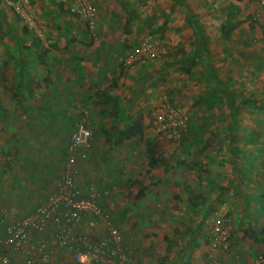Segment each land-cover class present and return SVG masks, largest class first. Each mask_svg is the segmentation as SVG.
Here are the masks:
<instances>
[{
    "label": "rangeland",
    "instance_id": "1",
    "mask_svg": "<svg viewBox=\"0 0 264 264\" xmlns=\"http://www.w3.org/2000/svg\"><path fill=\"white\" fill-rule=\"evenodd\" d=\"M13 1L0 0V7L7 13L5 19L0 18V75L9 84L14 83L19 67L17 41L20 39L29 43L34 36L39 37V49H51L55 56H63L61 49L73 46L74 43L85 49L96 48L98 43L106 42L103 35L104 27L108 26L107 16H103L106 18V25H103V21L99 25L101 29H97L96 20L94 30L90 31L83 20L69 10V4L64 0H27V9L19 13L22 16L31 15L29 21L32 24H29L28 20L24 22V19H19L18 14L13 13ZM92 2L98 13L99 7L104 6L111 15L110 32H115L114 36L119 35L117 39L112 37L111 42L119 43L123 56L145 38H150L157 47V58L145 63L127 68L118 61L120 64L116 71L119 72L108 83L115 81L114 92L125 98L123 109L129 120L140 115L144 138H153L158 142V151L167 159V165L148 168L141 144L124 141L108 147L105 138L111 139L113 135L110 128L113 120L106 119L105 127L108 132L102 130L97 135V143L102 145L100 158L91 164L87 163L84 173L88 176L87 170H91L90 174L101 181L102 187L97 191L100 202L112 213L123 237L125 236L124 243L128 251L137 257V264L141 257V264H176L177 261L180 264H208L207 247L213 253L219 249L210 242L215 219L226 220L228 244L230 226L237 219L240 218L239 221H243V224L256 223L255 220L257 223L264 222V206L259 210L256 208L257 219L254 218L255 210L250 213L246 210L247 203L253 202L260 206L259 202L264 201V39L261 36L252 37L259 41H250L246 65L240 60L241 41L234 38L221 41L216 37L217 30L212 28L209 31L211 38L208 39L211 40L208 42L210 60L209 57L206 58L207 61L204 59L206 56L202 51L204 61L197 59V62H191L186 57L192 49V43L188 40L184 42V47L171 44V41L166 43L163 50L159 47L166 40L161 39L162 27H154L166 20L160 9L153 8L156 0ZM255 12L257 13L255 9L250 11L253 14L252 20L258 21ZM44 19L47 25L44 24ZM23 24L27 26L28 32L22 30ZM186 27L189 26L185 21ZM83 32L84 39L79 36ZM50 33L55 34L52 40ZM65 33H68L71 40H64L67 37ZM259 33L262 34L261 31ZM10 53L13 54L11 57L8 56ZM210 68L217 69L220 77L227 80L230 88L238 94L235 101L252 92L262 95V109L252 112L243 108L239 109L238 114L232 115L226 97L208 88ZM17 99L22 101L20 97H12L0 87V102L8 115L18 111ZM164 101L169 104L174 102L184 120L188 119L197 126L208 129L202 142L182 152L178 141L170 140L167 134L160 131L162 126L159 125L154 110L156 105ZM34 106L36 104L30 98L26 108ZM68 111H76L77 114L78 110L69 106ZM66 114L64 125H69L67 118L71 117L68 115L75 119L79 116L68 112ZM232 117L236 119L232 120ZM2 125L0 123V149H5L4 135L12 132L14 125L11 122L8 126ZM90 125L93 128L96 123ZM232 125L235 130L230 137L229 126ZM63 129L54 131L60 133ZM229 140H232L230 145ZM230 146L236 153L235 160L230 155ZM233 164H237V168ZM243 169L249 171L244 173ZM236 171L239 172L238 175ZM236 180H246L247 185L252 187L253 191L249 190L252 197L233 192L231 182ZM105 183L108 187H104ZM256 184L260 186L257 187ZM140 190L143 193H139ZM241 207L245 208L244 212ZM144 210L148 212L145 213ZM229 218H233L234 222ZM92 227L96 229L94 235L97 237L105 231L101 220L90 217L85 219L84 229ZM56 259H60V256ZM217 264H220L219 259Z\"/></svg>",
    "mask_w": 264,
    "mask_h": 264
},
{
    "label": "crops",
    "instance_id": "2",
    "mask_svg": "<svg viewBox=\"0 0 264 264\" xmlns=\"http://www.w3.org/2000/svg\"><path fill=\"white\" fill-rule=\"evenodd\" d=\"M96 1L100 2V0ZM131 6H133V4ZM153 6V8L160 9L162 11V16H164V19L166 20L163 21V24L159 22V24L155 25L154 27L156 28L159 25L162 27V32H160L162 34L161 39L162 41L166 40V42L163 41L162 44H159L161 50H163V48L167 45L166 43L169 41H171V44H175L176 46L182 45L184 47V42L188 40L192 43L190 45L192 47L191 50L194 51V49H198L201 53V56L203 57L204 55L202 54V51L209 49L208 42L211 41H208V39L211 38V32L209 31H211L212 28H215L217 30V39L221 41L225 40V38L222 36L221 30L222 25L227 22V24H229L231 27H234L229 33L228 38H234L236 41H241L240 47L242 49V53L240 55V60H242V64H246L249 59L247 49L250 47V41L252 40L251 42L253 43L259 41V39H254L252 37L261 36L262 39H264V13L260 11L258 4L253 0H156ZM253 9L257 11V13L255 12V15L258 21L252 20L253 14L250 13V11ZM98 11L99 13L97 12L96 16L97 29H101L99 25L104 20H106V18L103 16H107L108 26L104 27L105 33L103 35V39H105L106 42L98 43L99 45L96 48L85 49L74 43L73 46L70 45V47L61 49L63 56H58V54L55 56L53 53L54 51L48 49V51H46L50 62L48 63L47 69L41 64H37L36 60L34 61V59L31 63H29L28 67L32 68L34 72V80H36L39 84V86L35 84L36 87L34 88L32 95L33 104L37 105L43 102H56L62 105V114L68 112L71 115L77 114L75 113L76 111L69 112V106L76 108V105H83L84 103L88 107L93 106L92 110L96 113H99L98 111L100 110H102V112L104 111L106 101L102 99L103 94L101 97L100 93L102 90H107V87L111 84L108 83V81L111 79V77L113 78L116 76L117 72H119V70L116 71L118 69V64H120L116 60V56L122 55L124 53L121 50V47L118 46L119 43L111 42L112 37L117 39V36H119H114L116 33L110 32L112 24L111 15L107 13L104 6H100ZM241 14L244 15L241 16ZM185 21L189 27L185 28ZM45 23L47 25V22L44 19V24ZM189 24H192V26L190 27ZM103 25H106V21H104ZM237 27L239 28L237 29ZM260 31L262 34L259 33ZM45 32H47L46 28ZM65 34L67 37H64V40H67L69 36L67 35L68 33ZM54 35V33H50L51 40L54 38ZM79 36L83 37L84 39V32ZM70 38L69 40H71ZM49 39L50 38L48 37V40ZM196 41L199 42V44H195ZM171 46L173 47L174 45ZM243 49L245 50L244 52ZM18 50L19 51L17 52H20L21 50V54L23 53V56H25V50L21 48V46L18 47ZM12 55L13 54L10 53L8 56L11 57ZM54 59L57 61L55 62ZM56 67L59 68V71L62 74L53 79L51 78L46 82V79L49 75L48 72L53 73ZM18 68L19 67H17V70ZM35 72L37 74H35ZM115 86L116 83L114 81V86L113 88L109 89L111 91H109L108 94L110 95L111 99H115V102L119 103L120 106L123 107L124 101L126 100L125 98H122L120 93L114 92ZM43 88H48L45 95L44 91H41ZM28 101L29 100H27V102ZM108 102V105H111V102L114 101L108 100ZM102 112H100V115ZM33 116V123H35L36 128L43 129L45 127L44 122L46 123V119L48 117L47 113H43L42 115L38 112H35ZM112 116L103 117L101 122H105L106 119H114ZM17 118L19 119L21 126H16L13 128V130H19L23 123L30 119L29 115L27 114L17 115ZM7 119H11V116ZM65 119L66 118L63 119L62 117V121L60 120L61 123H59L60 121L57 119L54 126H51V124L49 125L47 123V126L44 129L59 130L64 128L63 131L56 134H69L74 129V123L76 119L75 117L74 119L72 117L67 118L69 120V125H64L63 120ZM0 123L7 125L4 122ZM99 149L100 151L102 150L101 143L95 147L97 152H99ZM91 163H93V161L89 164ZM3 168V166L0 167V236L3 234L4 223L16 221V219L19 217L29 214L34 209V207L43 200L47 191H50L48 189L51 188V183L49 182H47L48 185H46L47 190L42 191L43 188L39 182H37V180L33 179L32 181H25L23 179L19 180L18 177V181L17 179L14 180V177H16L14 173H16V171L18 172L17 168L15 167L13 174L8 169H6L4 172ZM90 173L91 170H87V174L88 176L90 175L91 181L93 178L96 180V176ZM256 185L257 187L260 186L259 184ZM231 187L234 188L233 192H236L237 194L240 192L239 194H242V196L249 194V197H252L249 193L253 191L252 187L250 188L247 185L246 180H236V182H231ZM259 204L260 206L253 204V202L247 203V212L249 211L248 213H250L252 210L256 211V208L258 210L263 208L262 206H264V201H260ZM153 210L156 211V209ZM241 210L244 212L243 210H245V208L241 207ZM258 210L255 212L254 218L257 217L256 213ZM144 211L145 213L148 212L147 210ZM151 211L152 210H149L150 213H152ZM262 216H264V212ZM229 219L230 221L234 222L233 218ZM239 220L240 218L230 226V243L227 251L217 249L213 253V251H211L212 249L207 247V252L213 253L216 258L220 260V264H251V262L259 253H264V222L257 223V220H255L256 223L252 222L251 224H243V221L240 222ZM85 229L91 231L93 234L96 232V229L93 227ZM103 234L104 232H101L98 237L102 236ZM124 238L123 241L125 242ZM134 247H130V249H135ZM2 251H4V249H2ZM5 252L12 260H16L17 258L22 260L26 256L25 252L20 253V255H15L10 250H5ZM60 254L65 256V251L62 250ZM142 261L143 259L141 257L139 259V264H141ZM207 262L208 264H211L209 256ZM176 264H180V262L177 261Z\"/></svg>",
    "mask_w": 264,
    "mask_h": 264
},
{
    "label": "trees",
    "instance_id": "3",
    "mask_svg": "<svg viewBox=\"0 0 264 264\" xmlns=\"http://www.w3.org/2000/svg\"><path fill=\"white\" fill-rule=\"evenodd\" d=\"M14 13V12H13ZM6 10L0 7V18L5 19L6 16ZM15 14V13H14ZM19 19L22 20V18L19 16ZM190 25V24H189ZM192 24L190 25V27ZM24 32H28L27 26L23 24L21 27ZM232 28V29H231ZM234 27H231L227 22H225L222 25V36L225 39H228L229 33L233 30ZM194 30V27H193ZM198 31V27H197ZM18 47L21 46L25 50V56H23V53L21 54V50L19 52L20 59H19V68L16 73V77L14 76V83L9 84L4 79L3 75H0V87H2L5 91L9 93L12 97H20L22 101L17 99L16 103L18 104V111L15 112L17 115H29L30 119L27 122H24L22 127L18 130H13L12 132L6 133L4 135V143L5 149H0V167H4L3 171L5 172L6 169H8L12 174L15 167L17 168L18 172L14 173L16 177H14V180L19 178V180H25V181H32L37 180L41 187L43 188L42 191L47 190L46 185L47 182L51 183V188H49L47 191L45 197L43 200L34 207V209L27 215L19 217L17 220H22L34 213H36L37 209L43 206L49 199V197L57 190L60 183L64 182V167L63 164L67 160V156L69 153V146L71 141V136L73 132L75 131L77 122L81 119L83 110L87 113V119L88 124L90 127V130L92 132V138L90 140V144L88 148L85 151L84 155L80 154L81 148H75L73 150L74 154V164L71 166L72 174L70 175L71 180V190L76 195V199H88V193L90 192V189L96 193V204L100 207L101 210H103L104 213H107V215L112 219V222L114 223L115 227L119 230L118 224L115 222L114 217L112 216V213L107 210L102 203L100 202V195L98 194V188L102 187L101 181L97 178L94 180L93 183L91 181V177H88L84 173V167L87 163H90L95 160H99L100 158V149L99 152L95 150V147L98 145L97 139L99 134L102 133V130L108 132V130L105 127V122H101V119L103 120V117H109L112 116L114 119L113 124L111 123L110 128H112V137L111 139L105 138L106 145L113 146L114 144L123 143L124 141H129L135 145L141 144L142 150L144 152L145 158L147 160L148 168L160 166L163 164L164 167L167 165V159L163 157L161 151L159 152V144L156 140H153V138H144L143 133V123L140 115L138 117H134L132 120H129L126 114H124V109L122 106H120L119 103L115 102V99H111L110 95L108 94L109 89L113 88L114 83H111L106 91H103L100 93V96L103 97L102 99L106 101L104 106V111L102 110L98 111L99 113L94 112L93 106L88 107L85 105H76L77 114L79 115L76 119V122L74 124V129L71 133H67L65 135L57 136L56 132L53 129H44L47 126V123L51 126H54L56 124L57 119L60 121L63 117L66 118L67 114H62V105L59 103H47L43 102L40 104H37L33 108L29 109L26 108V104L28 103L27 100H30L32 98L34 88L39 86L38 82L34 80V73L30 67H28L30 60L34 59L36 60L37 64H41L42 66L48 67V63L50 60L48 59L47 55V48H40V40L38 37L34 36L33 39L30 40L29 43L25 42V39H20L17 41ZM195 44H199V42L196 41ZM47 50V51H46ZM192 51V52H190ZM186 57L191 62H197V59H202L201 53L198 49L190 50ZM22 55V56H21ZM204 55L206 56L204 59L206 60L207 57H209L210 60V52L208 49L204 50ZM123 56L122 55H118ZM118 57L116 58L117 61H119ZM208 60V59H207ZM206 60V61H207ZM249 60V59H248ZM56 62L57 60L54 59ZM199 61V62H202ZM120 62V61H119ZM122 65V64H121ZM59 66V65H58ZM131 68V67H127ZM48 78L46 79V82L49 81L51 78L58 77L62 73H60L59 68H55V71L53 73L48 72ZM207 82H208V88L212 92H218L221 93L226 97L227 103L229 108L231 109L232 115L238 114L239 109L248 108V110H252V112L258 111L262 109L260 99L263 98L262 95L259 93L255 94L254 92L246 95L245 97H241L239 101H235L236 94L235 91H233L232 88H230L229 84L227 83V80L222 79L219 75V71L217 69L210 68L207 76ZM36 84V85H35ZM47 87V86H46ZM48 88H43L41 91H44V95ZM99 91V90H98ZM53 99V98H52ZM110 101L111 105H108ZM167 102V101H164ZM162 104L161 102L159 105ZM159 105H156L155 108ZM172 107H175L174 102L171 101L170 104ZM1 105L0 102V122H4L5 124H9L11 122L14 124V128L16 126H21L19 123V119L17 118V115L14 114H7L4 107ZM92 111V113H91ZM35 112H38L43 115V113H47L48 117L46 119V123L44 122V128L38 129L36 128L35 123H33V114ZM100 112L101 115H100ZM52 113V114H50ZM11 116V119H7ZM95 118L97 121H95ZM68 117H72L68 115ZM116 117V118H115ZM127 117V118H126ZM51 118V119H49ZM74 118V117H73ZM183 118V116H182ZM236 117H232V120H235ZM129 120V121H128ZM62 121V120H61ZM61 121L59 123H61ZM101 122V123H100ZM64 123V122H63ZM91 123H96L95 127L92 128L90 125ZM100 123V125H99ZM160 124H166L163 123V121L160 122ZM35 126V128H34ZM230 128V137L233 136V130H235L234 125L229 126ZM160 131L167 134L169 136L170 140H176L180 143V147L182 148V152H186L189 149H191L193 146H195L197 143H200L203 141V137L208 131V129L204 128V126H197L195 122L187 120H183V124H176L174 126L172 125H165L164 128H160ZM63 139V140H62ZM232 142V140H229V144ZM96 145V146H95ZM227 145V146H228ZM107 147V148H108ZM230 155L232 156V160H235L236 153L234 151V148L232 146L229 147ZM51 158V159H50ZM51 160V162H50ZM103 160V159H102ZM237 168V164H233ZM14 166V168H13ZM6 167V168H5ZM244 173L248 172L249 170L243 169ZM240 172V168H239ZM236 171V174L239 173ZM20 175H19V174ZM105 172H103V175ZM80 177V179H79ZM48 180V181H47ZM18 181V179H17ZM97 182V183H95ZM144 184V183H143ZM108 187L106 183L104 184V187ZM143 186V185H142ZM20 187V186H19ZM142 191L140 190L139 193ZM143 193V192H142ZM43 197V196H42ZM194 204V203H193ZM10 224V221L8 223H4L3 225V234L0 236V239L5 236V228ZM122 235V241H123V233ZM94 239H98L97 236H94ZM123 246L126 249V252L131 254L133 257L136 255L132 252L128 251L123 241ZM136 259V257H135ZM137 264V259L135 260Z\"/></svg>",
    "mask_w": 264,
    "mask_h": 264
},
{
    "label": "built area",
    "instance_id": "4",
    "mask_svg": "<svg viewBox=\"0 0 264 264\" xmlns=\"http://www.w3.org/2000/svg\"><path fill=\"white\" fill-rule=\"evenodd\" d=\"M69 4V10L80 17L90 31L96 24L97 8L92 0H64ZM264 13V0H253ZM12 11L19 16V12L27 9V0H14L11 3ZM29 21L31 15L20 16ZM156 45L145 38L142 43L132 47L124 56L118 59L123 66L132 67L135 64L145 63L157 58ZM159 125L183 124L184 117L180 110L163 102L156 107ZM166 124H160V122ZM161 128V129H162ZM92 132L90 130L87 113L83 110L81 119L77 122L71 136L69 153L64 167V182L49 197L48 201L37 209L36 213L17 221H12L5 228V236L0 239V264H136V259L126 252L123 246L121 231L112 219L96 204V193L90 189L88 199H76L71 190V166L74 164L73 150L81 148L84 155L90 144ZM99 219L104 225V234L98 239L84 229V220L87 218ZM210 242L213 247L222 251L229 248L226 220L217 218L213 221ZM4 249V251H2ZM10 250L15 255L26 253L24 259H10L5 252ZM65 251V256L61 251ZM60 256V259H56ZM212 264L218 259L209 253ZM251 264H264V253H259Z\"/></svg>",
    "mask_w": 264,
    "mask_h": 264
}]
</instances>
